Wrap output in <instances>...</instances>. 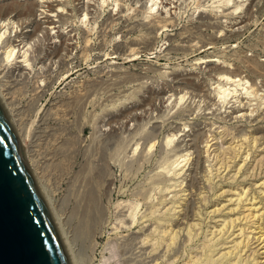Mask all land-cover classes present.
Wrapping results in <instances>:
<instances>
[{
    "label": "rangeland",
    "instance_id": "374dc122",
    "mask_svg": "<svg viewBox=\"0 0 264 264\" xmlns=\"http://www.w3.org/2000/svg\"><path fill=\"white\" fill-rule=\"evenodd\" d=\"M12 1L13 0H0V5L2 6L4 3H11ZM22 1L24 2L25 0ZM125 1L127 6H131L132 9L126 13L124 12L121 19L119 18L120 15H116L119 8L116 7V4L112 0H109L108 4L104 6L101 0H79L75 1L73 5H68L66 10L57 8L58 2H54L53 7H55V9L53 13L47 12L48 15L52 17L43 18L46 15H42L35 18L38 23H42V27H45V29L48 27L47 21H56L55 26L57 30L54 29L51 32L52 41L47 40L45 43L46 46L54 47L56 43L60 45L59 41L62 38H53L57 37V31L63 33V36H66L64 39H67V37L71 35L70 38L72 40L71 42L70 40L68 41V44L71 45V49L72 45L79 44L78 48L72 51V55L69 57L71 59L66 58L63 61L64 64L67 63L65 64L66 66L64 65V69L67 70L68 68L71 70L70 74L72 73L73 76L71 75L69 78L65 79L69 74H64L66 75L65 77L59 78L57 73H60L63 64L61 65V70H59V66L54 64L57 59H53L52 61L50 59L47 62V58H44L39 64L36 62L38 66L35 67L36 70H23L24 75H27L25 78L28 77V79H24L23 82V75L21 79H18L19 82L17 81V83H15L16 86L15 84H13L14 87L11 86V90L18 88L16 89V95L19 97H15L19 99L15 101L18 106L20 104L19 108L20 112L22 111L21 113H23V110L26 111L28 107H36L35 112H39L38 121L33 127L36 128L32 130L33 134L30 141H28V146L30 147V151L38 149L37 151L40 154L42 150L45 149L46 144H48L47 147L49 149L46 147L45 153H43V150L41 156H39V159L43 158V160H46L43 161L41 159V164L44 169L47 168L49 170L48 173L47 169H45L48 176L52 174V177L49 176L50 178H48L45 173V176L50 181L46 179L47 182L44 181V185L48 188L47 190L50 193V197H52V203L53 205L55 204L54 208L58 214L63 213L68 222L70 219H67L69 218L67 214H71V218L73 215L71 222H69V231H72V239L74 245L76 243L75 250L77 249L76 253L78 252L77 255L80 256L79 259L83 263H87V256L91 254L88 247L91 243V241H89L90 237L87 235L85 237V234L80 233V229H77L76 232V228H80L79 224L81 223V218H79V216H82L81 212L84 208L81 206L85 204L83 203L82 196L84 197L87 192L90 191L89 189H92L96 191L94 192L97 194V199L99 200L97 204L99 205L101 203L99 205L101 208L98 207L100 214L104 213L101 218H98L97 214L96 218H98V221L96 220V223L92 226L95 228V232L100 233L101 237L99 239L98 248L95 251V263L93 262L92 264H101V261H104L106 257V261L109 259L106 264H115V261L119 264L121 262L124 263V261L136 263L138 258L141 259L138 260L139 262L146 258L144 263L147 264L149 261V264H152L150 262L152 259L150 260V258L153 256H156L160 264H167L168 256L174 254L173 252L175 251L178 252V258L175 264H264V246L257 240L264 232V119H262L264 118V99H262L264 97V77L252 74L249 68H247L250 64L252 66L253 61L264 66V0H232L230 2H227V0H162L163 3L157 7L160 12L157 13L156 11H158V9L156 8L157 10L155 9L156 11L154 10L152 15L146 14V6L151 5L149 3L150 0ZM158 2L160 4V0ZM87 4L90 6L88 12L92 13L84 18L83 12H81L83 9H81V7L83 6L82 8L85 10L87 8L84 5ZM47 5L48 4L45 6ZM46 10L48 11L49 8H46ZM37 14L39 15L40 12ZM58 14L63 19H60V17L57 16ZM114 14L115 16L113 17ZM133 14L135 16L131 19ZM142 15L145 17L147 16V18L145 19ZM94 16L97 19V25H95L96 30L92 31L90 34V38H92V46H89L91 56L89 59L81 58L79 57L80 55L77 54H81V51H83L84 38L88 36L85 27L91 18V23L93 22ZM165 17H167L166 20H168V22L165 20ZM111 18H117V25L113 28L111 25L112 23H110L111 21H109ZM161 19L165 21L162 22ZM246 20H248V22ZM157 21L162 23H158ZM85 22L86 25L84 24ZM204 23L209 27H206ZM158 24L162 26V28L158 26ZM171 24H173V26ZM163 25H166V27H163ZM28 26L29 27L26 28L25 31H28V34L33 33L36 26L35 22L31 21ZM58 27H60L59 30ZM82 27L85 30L82 29ZM153 27L155 28L153 29ZM157 27L160 29H157ZM76 28L78 31H72V29ZM126 33L127 35H125ZM39 36L42 37L43 33H40ZM143 39H146L148 42ZM190 39L192 41H189ZM135 40L137 44L139 43L138 45L135 43ZM131 41L132 43L134 42L133 44L135 45H132ZM47 42L50 44H47ZM128 43H131V45ZM147 43H149V47H146L148 46ZM129 45L133 48L129 47ZM201 45L203 47H201ZM196 46L197 49L199 48L198 50L195 48ZM35 48L37 47H34V49ZM116 48L117 50H115ZM129 48L130 50H134L135 48V50L137 49L138 51L131 52ZM139 48L142 50H139ZM125 49L129 51H125ZM114 51L121 54L118 55L116 59H113L112 53H115ZM126 52L128 54L131 52L129 55L135 53V57L127 58L126 56L128 54ZM105 53H111V56L109 55L107 58ZM243 58H246V60L251 63L249 62L250 64L248 63L247 65V63H245L246 60ZM224 61L228 63H224ZM45 63L47 65H45ZM40 64L46 66L42 71L44 73H41ZM234 64L236 68L238 67L237 70H239L241 74H239L241 77L238 78L244 77L246 81H249L246 86L255 84L256 87L262 90H259L258 95L260 96H257L258 98L255 99L253 96L252 98L254 99L251 98V100H253V104L251 103L253 106H251L252 109L257 108L258 104H261L259 112H255L252 117H248L247 119L235 118L236 115L233 113V110L236 106L235 101H237V98L234 100V97H229L226 100H220L219 96L220 88L224 86L227 81L225 78L222 79V77L219 76L220 73L218 69L223 67V69L226 68L229 71H233L236 69ZM73 68L75 70H73ZM30 71L31 73L29 74ZM231 71L228 75H230ZM38 72L41 75H39ZM50 73L51 78L47 81L49 82L48 86L39 89V91H37L38 94L37 92L35 93V91L38 90V85L37 83L35 84V81L37 82V77L50 76ZM250 77L253 80L250 79ZM188 81L194 82L199 86V89L201 88L199 93L192 88V86H188ZM25 86L26 88H24ZM183 86H186V88ZM229 86L230 85H227V88ZM235 88L239 90L237 93L239 98L245 97L243 94V96L241 95V93L244 92L242 91V87L231 86V89ZM182 89L183 91H181ZM184 89L189 91H187L188 94ZM190 89L195 90L193 91L194 93L190 91ZM14 90L12 92H14ZM31 90L32 93L29 92ZM23 92H25V94H23ZM164 92L165 95L163 94ZM18 93H21L20 95L22 96ZM33 93H35L34 95H36V97L33 96ZM84 94L85 96H83ZM183 94H185V98L180 102L179 98ZM199 94L200 96H198ZM162 95L164 97H162ZM37 96L39 97L37 98ZM75 99L77 101H75ZM72 101L75 104H72ZM68 102L72 105L70 106L71 108L62 107V104L65 105V103V106H67ZM81 102H85V106L83 104L80 106L79 104H81ZM30 104H34L35 106H30ZM3 105L6 107L5 110L7 109L6 112L10 120H14L9 106ZM55 115L59 116L56 118ZM259 115L260 117L258 118ZM42 118H45V121L42 120ZM33 119L35 120V117H33ZM15 120H17V117ZM39 121L41 122L39 123ZM17 124L15 122L16 126H14L15 129L17 128L16 132L18 134ZM155 128L157 131H155ZM242 130L244 132H242ZM168 136H172V142L167 144ZM213 136L217 137V139H214L215 137ZM253 137L259 138L257 144L258 148L250 149L248 154L251 155L247 157L246 152L250 147L248 148L246 146L250 138L252 139ZM244 138L249 140L246 139V143L241 146L242 149L241 147L240 149L239 147L236 148L238 149L237 153L227 148L231 146V144L233 146L242 144L241 142H244ZM152 139L156 142L154 150L151 149L154 152L151 150V152H149V145ZM46 141H49L51 144ZM39 143H41V145ZM33 146L37 148L35 147V149ZM214 150L220 151L221 154L223 152L230 153H227V155L225 154L226 156L223 155L224 158L222 157L225 162L227 161V166L225 164L221 165L222 162H219V160L222 158H217L218 153ZM53 151L55 152L54 155ZM239 151L240 154L238 153ZM48 153L51 157L47 158V155L49 156ZM31 155H33V153ZM52 155L54 157H52ZM185 155H189L187 160H185ZM63 156L66 157L64 158ZM52 159L54 160L52 161ZM197 159H199L198 164H196ZM57 165L64 170L60 169ZM220 165L222 169H220L219 172L217 168H219ZM102 168L104 170H102ZM106 170L109 171L106 172ZM164 170L166 172H164ZM52 171L55 172L51 173ZM56 171L61 176H58ZM103 171L106 173L104 174ZM168 171L170 173L166 175ZM90 174L95 181L90 179ZM78 175H80V177ZM164 175L167 176V179H163ZM216 175L218 176L216 177ZM88 176L91 181L93 180L92 182L95 186L87 179ZM54 178H56V180H54ZM96 178H98V180ZM109 179L112 181L110 187L109 182L111 181ZM159 179L162 181L160 182ZM87 183L90 186L87 185ZM50 184L57 187H52ZM91 185L94 187H91ZM83 190L86 193H84ZM138 192H143L140 194V197L137 196L139 195ZM147 192L150 195H148ZM79 194L81 195L80 199ZM107 195L108 198H106ZM144 197L145 199L149 197V201L148 199H143ZM100 198H102V202ZM61 204L62 207L60 206ZM133 205H139L136 216L137 223L132 229H127L122 226L123 229L116 231L113 226L119 221L118 219L116 220V218L119 216V218H123L125 221L131 220L129 214L132 211V207H134ZM57 206L61 208L59 207L58 210ZM102 208H104V210ZM71 210L74 211L76 214L75 216L74 213L72 214ZM102 210L103 212L101 213ZM118 210L122 213L119 214L118 212L120 211ZM154 211L156 215L153 213ZM123 213H125V215H121ZM152 213L154 214L153 216H151ZM102 217L104 218L102 219ZM146 218H150L151 220L157 218L164 219L165 221L161 222L164 228H158V231H168L165 238L159 237V250L155 255L151 254L152 256L149 255L152 250V243L142 246L141 244H135L138 240L135 242L131 241L132 237H135V235L139 236L140 240L145 239L148 233L157 228V223L147 222L144 224L145 228L141 230L143 225L140 224L146 221ZM119 225L121 226V224ZM259 226L261 228H259ZM112 227H114V229L111 230ZM73 232L76 234L74 235ZM78 233L81 236L75 240ZM175 233L179 234L176 242L173 243V241L169 239L174 236ZM83 236L85 238H82ZM122 236L123 238L125 237L124 239L126 241L130 240V242L126 244ZM159 236H164V234ZM115 239L117 241H115ZM111 241H115V244ZM116 242L119 245L120 243L122 245L124 243L123 247L120 245L121 248H119L120 246L117 244V248L120 250L123 248L125 249V251H121L122 254L124 253L123 256L120 254L121 252H118L119 250L115 249ZM108 243H110L111 247L107 246L109 245ZM131 244V247L136 249H131L129 246ZM103 246L106 247L103 248ZM139 247L143 249L142 251L144 252L146 250L145 254L142 251L140 252L141 249ZM111 249L114 253L109 252ZM126 249L130 251L128 252ZM78 250H80V253ZM115 251L118 253L116 254ZM86 252L88 253L86 254ZM81 253L83 255H80ZM111 253L116 255L119 254V257L111 255ZM128 254L132 256L129 257ZM109 255L110 257L108 258ZM138 255L140 257H138ZM103 256L105 257L103 258ZM112 256H114L113 258L115 259L111 258ZM193 260L198 261L192 263ZM141 263L142 262H140V264Z\"/></svg>",
    "mask_w": 264,
    "mask_h": 264
},
{
    "label": "bare ground",
    "instance_id": "6f19581e",
    "mask_svg": "<svg viewBox=\"0 0 264 264\" xmlns=\"http://www.w3.org/2000/svg\"><path fill=\"white\" fill-rule=\"evenodd\" d=\"M75 1H79V0H69V1H67V0H25L24 2L21 0V1H17V0H13L11 3H4V4H2V6L0 7V98H1V101H2V103L3 104H5V105H7V106H9V109L11 110V113H12V116H14V120L12 119V120H10L11 121V123H12V125H13V128H14V130H15V132H16V129H15V122H16V124H17V122H18V124H17V127H18V134H17V132H16V134H17V137H18V139L19 138H21V139H19V141H20V144H21V146H22V148H23V150H24V153H25V155H26V157H27V159H28V162H29V164H30V166H31V168H32V170H33V173H34V175H35V177H36V179H37V181H38V183H39V186H40V188H41V190H42V192H43V194H44V197H45V199H46V201H47V203H48V205H49V208H50V210H51V212H52V214H53V216H54V218H55V221H56V223H57V225H58V227H59V229H60V232H61V234H62V236H63V238H64V241H65V244H66V246H67V249H68V252H69V254H70V257H71V260H72V263L73 264H92L93 262L95 263V251L97 250V248H98V245H99V239L101 238L100 237V233H97V232H95L96 230H95V228L94 227H92V226H94V224L96 223V220L98 219V218H101V216H102V214H104V213H102L103 212V210H104V208H102L103 210L101 211V213L102 214H100V210L98 209V207H100L99 205L101 204H97V202L99 201L98 199H97V194L92 190V189H89L90 191H88L87 192V194L83 197L82 196V199H83V203H85V204H83L84 206H81L82 208H83V211H82V209H81V215L82 216H79V218H81L80 219V221H81V223L79 224L80 225V228H78L77 227V225H76V232H77V229H80V233H83V234H85V237H86V235L88 236V237H90L89 239V241H91V243H90V246H88L89 247V251H90V255L89 256H87L88 257V261H87V263H83L80 259H79V257L80 256H78L77 254H78V252L76 253V251H77V249L75 250V246H76V243H75V245H74V243H73V239H72V231H69V226H70V224H69V222H71V219L73 218V215H72V218H71V214H67V216L69 217V218H67V219H70V221L68 222V220H66V216L64 217V214L63 213H59L58 214V212L55 210V208H54V206H55V204L53 205V201H52V197H50V193H49V191L47 190L48 188H46V186L44 185V181L45 182H47V180H48V178H50L49 176H51V175H49L48 176V174L46 173V170L45 169H47V168H45L44 169V167L42 166V164H41V159L43 160V158H40L39 159V156H41V153L43 152V150H44V152L43 153H45V150L48 148L47 147V145L48 144H46V147H45V144H44V147H45V149H43L42 150V152L39 154L38 153V149H36L38 146V144L34 147L33 146V148H35L36 150H32V151H30V147L28 146L29 144H28V141H30V139L32 138V134H33V131L32 130H34L35 128H33L34 127V124H36V122L38 121L37 120V118L39 117L38 116V114H39V112H35L36 110H35V108L33 107H31V108H29L28 106V109L26 110V111H24L23 110V113H21L20 112V108H19V106H20V104H19V106H18V104H17V102L15 101L16 99H19L18 97V95H16L17 94V90L16 89H18V88H14V89H12L11 90V86L12 87H14L13 86V84H15V83H17V81L19 82V80L18 79H21V77L24 75V72H23V70H28L29 71V69H31V71H34V70H36L35 69V67L37 66L36 65V62L39 64L40 62H42L41 60H43L44 58H47L46 60H47V62L51 59V61L53 60V59H57V60H55V62H54V64H56L57 66H59L58 68H59V70H61V65H62V70L60 71V73H57L58 74V76H59V78H61V77H65L66 75H64V74H69L68 76H66L65 77V79L66 78H69V76H73V74L71 73L70 74V71L71 70H69L68 68H67V70H65L64 69V65L65 64H67V63H65L64 64V59H66V58H69V57H71L70 55H72V51L74 50V49H77L78 48V45L79 44H77V45H72V49H71V45H69L68 43V41L70 40V42H71V35L69 36V37H67V39H64V38H66V36H63V33H61V32H59V31H57V37H53V38H62V39H64V40H60L59 42H60V45H58L56 42H54V43H56L55 44V46L54 47H51V46H46L45 45V43H46V41L47 40H51L52 41V37H51V32L54 30V29H56L57 27L55 26V22L56 21H54V20H52V21H47V24H48V27H47V29H45V27L43 28L42 27V23H38L37 21H36V18L35 17H37V16H42V15H46L45 17H43V18H50V17H52V16H49L48 15V13L47 12H52L53 13V10L55 9V7H53V3L54 2H58V4H57V8H61V9H63V10H66V7L68 6V5H73V3L75 2ZM89 1H92V0H89ZM112 1H114V3L116 4V7H118L119 8V10H118V13L116 14V15H120V19L123 17V13L125 12H128L129 10H131L132 9V7L131 6H127V3H126V1L125 0H112ZM159 0H150L149 1V3L151 4L150 6H146V14L147 15H152L153 13L152 12H154V10L157 8V7H159V5H161L163 2H162V0H160V4H159V2H158ZM199 1V0H198ZM197 1V2H198ZM230 1H232V0H227V2H230ZM108 2H109V0H101V3H102V5L104 6L105 4H108ZM87 3V2H86ZM98 3V2H97ZM46 4H48L47 6H45ZM223 4V3H222ZM100 5V4H99ZM87 9H85L84 10V8H82L81 7V9H83L81 12H83L82 14H83V16H84V18H86L89 14H91V13H89L88 11H89V8H90V6L87 4V5H84ZM102 6V7H103ZM93 7V6H92ZM101 7V6H100ZM109 7V6H108ZM127 7V8H126ZM166 7H168V6H166ZM46 8H49V10L47 11L46 10ZM164 8V7H163ZM220 8V7H219ZM41 9H43V10H41ZM102 9V8H101ZM158 9V11H156ZM155 11L157 12V13H159L160 12V10H159V8H157ZM71 10V9H70ZM225 10V9H224ZM80 11V10H79ZM136 11V10H135ZM225 11H227V10H225ZM38 12H40V14L38 15L37 13ZM57 12V11H56ZM98 12V11H97ZM141 12V11H140ZM58 13V12H57ZM101 13V12H100ZM139 13V12H138ZM137 13V14H138ZM145 13V12H144ZM143 13V14H144ZM163 14H165L164 12H162ZM167 13V12H166ZM176 13V12H175ZM220 13V12H219ZM227 13V12H226ZM112 14V13H111ZM58 17H60V15L58 14L57 15ZM96 16V15H95ZM95 16H94V18H93V22L91 23V20H92V18L89 20V22L87 23V26L85 27L86 28V34L88 33V36H86L85 38H84V48H83V51H81V54H77V55H80L79 57H81V58H85V59H89L90 58V56H91V54H90V49H89V46H92V38H90V34L92 33V31H94V30H96V27H95V25H97L96 23H97V19L95 18ZM99 16H100V14H99ZM110 16V15H109ZM115 16V14L113 15V17ZM133 16H135L134 14L131 16V19H132V17ZM138 16V15H137ZM142 16H144V15H142ZM204 16V15H203ZM208 16V15H207ZM228 16V15H227ZM253 16V15H252ZM98 17V16H97ZM112 17V16H111ZM112 17V18H113ZM145 17V16H144ZM150 17V16H149ZM151 17H153V16H151ZM209 17V16H208ZM229 17V16H228ZM111 18V19H112ZM127 18V17H126ZM147 18V16L145 17V19ZM154 18V17H153ZM166 18L167 17H165V20H166ZM173 18V17H172ZM224 18V17H223ZM34 19V20H33ZM60 19H63V18H61L60 17ZM109 20V21H111L110 23H112L111 25H112V28L114 27V26H116L117 25V23H116V20H117V18L116 19H112V20ZM119 19V20H120ZM128 19V18H127ZM144 19V20H145ZM155 19V18H154ZM201 19V18H200ZM206 19V18H205ZM227 19V18H226ZM125 20V19H124ZM158 20V19H157ZM163 19H161V21H162ZM164 20V21H165ZM173 20V19H172ZM35 22V29H34V32L33 33H30V34H28V31H25V29L26 28H28L29 26H28V24L30 23V22ZM61 21V20H60ZM64 21V20H63ZM65 21H67V20H65ZM69 21V20H68ZM108 21V20H107ZM109 21H108V23H109ZM164 21H162V22H164ZM167 22H168V20H166ZM247 22H248V20H246ZM58 22V21H57ZM62 22V21H61ZM70 22V21H69ZM75 22V21H74ZM151 22V21H150ZM158 22V21H157ZM160 22V21H159ZM158 22V23H159ZM162 22H160V23H162ZM173 22V21H172ZM71 23H73V22H71ZM170 23H171V20H170ZM64 24V23H63ZM66 24H67V22H66ZM74 24V23H73ZM78 24V23H77ZM85 25H86V22L84 23ZM89 24H91V25H89ZM104 24V23H103ZM106 24V23H105ZM122 24V23H121ZM137 24V23H136ZM155 24H156V22H155ZM166 24V23H165ZM250 24V23H249ZM76 25V24H75ZM94 25V26H93ZM157 25V24H156ZM169 25V24H168ZM172 26H173V24H171ZM204 25H205V23H204ZM204 25H202V26H204ZM244 25H245V23H244ZM90 26V27H89ZM103 26V25H102ZM128 26V25H127ZM158 26H160L159 24H158ZM206 26V25H205ZM208 26V25H207ZM206 26V27H207ZM212 26V25H211ZM248 26V25H247ZM62 27V26H61ZM84 27V26H83ZM82 27V29H84ZM108 27V26H107ZM106 27V28H107ZM131 27V26H130ZM140 27V26H139ZM144 27V26H143ZM161 28H162V26H160ZM163 27H166V25H163ZM168 27V26H167ZM209 27V26H208ZM213 27V26H212ZM245 27V26H244ZM59 28L60 27H58V30H59ZM80 28V27H79ZM88 28V29H87ZM100 28V27H99ZM103 28H105V27H103ZM132 28V27H131ZM155 27H153V29H154ZM170 28V27H169ZM221 28V27H220ZM247 28V27H246ZM157 29H160V28H158L157 27ZM28 30V29H27ZM33 30V29H32ZM57 30V29H56ZM75 30H77V28L76 29H72V31H75ZM85 30V29H84ZM130 30V29H129ZM78 31V30H77ZM83 31V30H82ZM188 31V30H187ZM104 32H105V30H104ZM152 32H153V30H152ZM40 33H43V36L42 37H40L39 36V34ZM70 33H72V32H70ZM127 33H129V32H127ZM127 33L125 34V35H127ZM192 33V32H191ZM85 34V35H86ZM230 34V33H229ZM83 35V34H82ZM81 35V36H82ZM226 35V34H225ZM230 35H232V34H230ZM191 36V35H190ZM97 37V36H96ZM106 37V36H105ZM104 37V38H105ZM135 37V36H134ZM72 38H74V37H72ZM157 38V37H156ZM197 38V37H196ZM216 38H218V37H216ZM82 39V38H81ZM139 39V38H138ZM213 39V38H212ZM75 40V39H74ZM80 40V39H79ZM143 40H146V39H143ZM51 41H50V43H51ZM134 41V40H133ZM139 41H142V40H139ZM147 41V40H146ZM189 41H192L191 39L189 40ZM189 41H188V43H189ZM194 41V40H193ZM103 42V41H102ZM105 42V41H104ZM143 42V41H142ZM148 42V41H147ZM185 42V41H184ZM211 42V41H210ZM213 42H215V41H213ZM49 42H47V44H50ZM54 43H52V44H54ZM73 43V42H72ZM79 43V42H78ZM131 43H132V41H131ZM131 43H128V44H130L131 45ZM134 43V42H133ZM132 43V45H135V44H133ZM135 43H136V40H135ZM208 43V42H207ZM71 44V43H70ZM104 44V43H103ZM137 44V43H136ZM139 44V43H138ZM137 44V45H138ZM140 44H142V43H140ZM144 44H145V42H144ZM148 44V46H146V47H149V43H147ZM150 44H152V43H150ZM214 44V43H213ZM227 44V43H226ZM37 45V46H36ZM129 45V47H131ZM203 45V44H202ZM201 45V47H203ZM211 45V44H210ZM100 46H102V45H100ZM99 46V47H100ZM191 46V45H190ZM195 46V45H194ZM34 47H37V48H35L34 49ZM48 47V48H47ZM103 47V46H102ZM105 47V46H104ZM118 47V46H117ZM120 47V46H119ZM124 47V46H123ZM134 47H136V46H134ZM179 47V46H178ZM188 47V46H187ZM90 48H92V47H90ZM114 48H115V46H114ZM131 48H133V47H131ZM172 48V47H171ZM192 48V47H191ZM196 49H197V46L195 47ZM101 49V48H100ZM122 49H124V48H122ZM194 49V48H193ZM192 49V50H193ZM199 49V48H198ZM197 49V50H198ZM97 50H98V48H97ZM115 50H117V48L115 49ZM120 50H121V48H120ZM127 49H125V51H126ZM129 50H130V48H129ZM129 50H127V51H129ZM137 50V49H136ZM135 50V48H134V50H130L131 52L132 51H136ZM139 50H142V49H140L139 48ZM150 50V49H149ZM152 50V49H151ZM93 51V50H92ZM95 51V50H94ZM100 51V50H99ZM103 51V50H102ZM138 51V50H137ZM145 51H147V50H145ZM145 51H143V52H145ZM113 52V51H112ZM115 52V51H114ZM120 52V51H119ZM131 52H129V54L131 53ZM44 53H45V55H44ZM65 53V54H64ZM127 53V52H126ZM128 54V53H127ZM126 54V55H127ZM127 55L126 57L127 58H130V57H132L133 58V56L135 57V53H133L132 55ZM44 55V56H43ZM103 55V54H102ZM109 55L111 56V53L109 54V53H105V56H107V58L109 57ZM112 55H113V59H116L117 58V56L118 55H121L120 53L118 54V53H112ZM104 56V55H103ZM123 56H124V53H123ZM122 56V57H123ZM136 56H138V55H136ZM78 57V56H77ZM102 57V56H101ZM125 57V58H126ZM80 58V59H81ZM207 58V57H206ZM248 58V57H247ZM69 59H71V58H69ZM98 59V58H97ZM243 59H245L246 60V58H243ZM253 59V58H252ZM84 60V59H83ZM128 60V59H127ZM134 60V59H133ZM240 60H242V59H240ZM66 61V60H65ZM85 61V60H84ZM253 61V60H252ZM53 62H52V64H53ZM67 62V61H66ZM70 62H71V60H70ZM213 62H215V61H213ZM227 62V61H226ZM225 61H224V63H226ZM250 61H247L246 60V62L245 63H247V65H248V63H249ZM203 63V62H202ZM223 63V64H224ZM228 63V62H227ZM251 63V62H250ZM249 63V64H250ZM41 65V64H40ZM45 65H47L46 63H45ZM222 65V64H221ZM235 65V64H234ZM44 66V65H43ZM42 65H41V73H44V72H42L43 71V68H45L46 66H44L43 67ZM53 66V65H52ZM66 66V65H65ZM69 66V65H68ZM67 66V67H68ZM38 67V66H37ZM220 67V66H219ZM240 67V66H239ZM263 65H260V64H257V63H255L254 61H253V63H252V66H251V64L250 65H248L247 66V68H249V71L252 73V74H257L258 76H263L264 77V73H263ZM48 68V67H47ZM225 68V67H224ZM235 68H236V65H235ZM242 68V67H241ZM246 68V69H247ZM238 69V67L236 68V69H234V70H237ZM73 70H75L74 68H73ZM233 70V71H234ZM31 71L29 72V74L31 73ZM51 71V70H50ZM231 71V70H230ZM228 69H223V67L222 68H219L218 69V72L220 73V75L219 76H221L222 77V79L223 78H225V80L227 81L226 82V84L224 85V86H222L221 88H220V91H219V96H220V100H226V99H228L229 97H234L233 99L235 100L236 98H237V101H235L234 103H235V107H234V110H233V113L236 115V117L235 118H250V117H252L253 115H254V113L255 112H259V110H260V106H261V104L259 105L258 104V107L257 108H251V106H252V101L253 100H251V98H252V96L256 99V98H258L257 96H260V95H258V93H259V90H261L260 88H258V87H256V85L255 84H251L250 86H246V84L247 83H249V81H246V79H244V77L243 78H238V77H241L240 75V71L239 70H237V71H235V72H233V71H231V73H230V75H228V73L230 72ZM36 72V71H35ZM34 73V72H33ZM242 73H243V71H242ZM26 74V73H25ZM36 74H37V72H36ZM38 74H39V72H38ZM56 74V75H57ZM115 74V73H114ZM123 74V73H122ZM125 74V73H124ZM126 74H128V73H126ZM240 74V75H239ZM39 75H41V74H39ZM44 75V74H43ZM136 75V74H135ZM176 75V74H175ZM243 75V74H242ZM25 76H27V75H24V78L22 79V81L25 79L26 80V78L28 79V77H26L25 78ZM48 76V75H47ZM41 77V78H39V77H37V82L35 81V84L37 83V85H38V87H37V89L38 90H36L35 91V93L37 92V91H39V89H41V88H44V87H47L48 86V83L49 82H47V81H49V79L51 78V73H50V76H48V77ZM181 76V75H180ZM247 76V75H246ZM53 77V76H52ZM127 77V76H126ZM129 77V76H128ZM127 77V78H128ZM39 78V79H38ZM120 78V77H119ZM130 78V77H129ZM136 78V77H135ZM48 79V80H47ZM126 79V78H125ZM250 79H252L251 77H250ZM249 79V80H250ZM53 80V79H52ZM129 80V79H128ZM127 80V81H128ZM130 80H133V79H130ZM183 80V79H182ZM253 80V79H252ZM21 81V80H20ZM22 81H21V83H22ZM51 81V80H50ZM104 81V80H103ZM181 81V80H180ZM222 81V80H221ZM24 82V81H23ZM189 82V81H188ZM196 82V81H195ZM27 83V82H26ZM51 83V82H50ZM96 83V82H95ZM224 83V82H223ZM254 83V82H253ZM34 84V85H35ZM99 84V83H98ZM51 85V84H50ZM49 85V86H50ZM227 85H230L228 88H227ZM240 86V87H242V91H244L243 93H241V95L243 94L245 97H240L239 98V95H237V93H238V91L239 90H237L236 88L235 89H231V86ZM15 86H16V84H15ZM24 86V85H23ZM27 86V85H26ZM26 86L24 87V88H26ZM36 86V85H35ZM102 86V85H101ZM188 86H192V88H194L198 93H199V90L201 89H199V86H197L194 82H189L188 83ZM28 87V86H27ZM105 87V86H104ZM184 88H186V86H183ZM262 87V86H261ZM107 88V87H106ZM105 88V89H106ZM19 89H21V88H19ZM34 89H36V88H34ZM74 89V88H73ZM96 89V88H95ZM189 89V88H188ZM14 90V92H12ZM23 90V89H22ZM29 90V89H28ZM103 90V89H102ZM184 90H186V89H184ZM195 90H191L190 89V91H195ZM16 91V92H15ZM20 91V90H19ZM18 91V92H19ZM25 91V90H24ZM43 91V90H42ZM164 91V90H163ZM181 91H183V89L181 90ZM187 91L188 90H186L185 92L187 93ZM241 91V90H240ZM262 91V90H261ZM22 92V91H21ZM29 92H31L32 93V90L31 91H29ZM33 92H34V90H33ZM149 92H150V90H149ZM160 92V91H159ZM189 92V91H188ZM204 92V91H203ZM30 93V94H31ZM35 93H33V96H35L36 97V95H34ZM41 93V92H40ZM194 93V92H193ZM19 95L21 94V93H18ZM23 94H25V92H23ZM37 94H38V92H37ZM150 94V93H149ZM152 94V93H151ZM154 94V93H153ZM157 94V93H156ZM159 94V93H158ZM164 95H165V92L163 93ZM188 94V93H187ZM192 94V93H191ZM26 95H27V93H26ZM25 95V96H26ZM82 95V94H81ZM90 95V94H89ZM155 95V94H154ZM177 95V94H176ZM192 95H194V94H192ZM242 95V96H243ZM15 96H18V97H15ZM20 96H22V95H20ZM40 96V95H39ZM39 96H37V98L39 97ZM83 96H85V94L83 95ZM158 96V95H157ZM156 96V97H157ZM161 96V95H160ZM198 96H200V94L198 95ZM198 96H196V97H198ZM42 97V96H41ZM88 97V96H87ZM151 97V96H150ZM162 97H164L163 95H162ZM194 97V96H193ZM195 97V98H196ZM29 98V97H28ZM30 98H34V97H30ZM36 98V99H37ZM72 98H74V97H72ZM158 98V97H157ZM156 98V99H157ZM184 98H185V94H183V95H181L180 96V98H179V100H180V102L181 101H183L184 100ZM205 98V97H204ZM254 98H252V99H254ZM262 98V97H261ZM23 99V98H22ZM79 99V98H78ZM155 99V98H154ZM159 99V98H158ZM232 99V98H231ZM262 99H264V97L262 98ZM32 100H34V99H32ZM81 100V99H80ZM79 100V101H80ZM85 100V99H84ZM87 100H88V98H87ZM20 101V100H19ZM39 101V100H38ZM75 101H77L76 99H75ZM82 101H83V99H82ZM147 101V100H146ZM148 101H149V99H148ZM227 101H229V100H227ZM21 102V101H20ZM19 102V103H20ZM35 102H37V101H35ZM34 102V104L36 105V103ZM214 102V101H213ZM25 103V102H24ZM33 103V102H32ZM72 104H75L73 101L71 102ZM212 103V102H211ZM252 103V104H251ZM259 103V102H258ZM33 104V105H34ZM77 104V103H76ZM79 104V103H78ZM84 105L85 104V102L84 103H82L81 102V104H79L80 106L81 105ZM94 104V103H93ZM149 104V103H148ZM151 104V103H150ZM177 104V103H176ZM231 104V103H230ZM229 104V105H230ZM33 105H31L30 104V106H33ZM34 105V106H35ZM65 105H66V103H65ZM64 104H62V107L64 106V107H70V106H72L69 102H68V104H67V106H65ZM213 105H215V104H213ZM264 105V104H263ZM85 106V105H84ZM210 106H212V105H210ZM23 107V106H22ZM61 107V106H60ZM253 107V106H252ZM6 108V107H5ZM71 108V107H70ZM73 108V107H72ZM84 108V107H83ZM137 108H140V107H137ZM211 108V107H210ZM251 108V109H250ZM24 109H25V107H24ZM58 109V108H57ZM151 109H152V107H151ZM157 109V108H156ZM156 109H155V111H156ZM7 110V109H6ZM69 110H71V109H69ZM137 110V109H136ZM135 110V111H136ZM140 110V109H139ZM51 111V110H50ZM218 111V110H217ZM9 112V111H8ZM52 113H53V111H52ZM51 113V114H52ZM56 113H57V111H56ZM55 113V114H56ZM133 113V112H132ZM232 113V112H231ZM10 114V113H9ZM239 114V115H238ZM258 115V114H257ZM51 116V115H50ZM57 116H59V115H57ZM57 116L55 115V117L57 118ZM61 116V115H60ZM17 117V120H15V118ZM33 117H35V120L33 119ZM41 117V116H40ZM125 117V116H124ZM128 117V116H127ZM138 117V116H137ZM260 117V115L258 116V118ZM80 118V117H79ZM78 118V119H79ZM126 118V117H125ZM124 118V119H125ZM130 119H132L131 117H129ZM226 118V117H225ZM230 118V117H229ZM10 119V118H9ZM41 119V118H40ZM53 119V118H52ZM233 119H234V117H233ZM256 119H257V117H256ZM262 119H264V118H262ZM42 120H44L45 121V118L43 119L42 118ZM47 120V119H46ZM60 120V119H59ZM129 120V119H128ZM133 120V119H132ZM231 120V119H230ZM240 120V119H239ZM259 120V119H258ZM48 121V120H47ZM139 121V120H138ZM225 121V120H224ZM41 121H39V123H40ZM104 122V121H103ZM132 122V121H131ZM44 123V122H43ZM102 123V122H101ZM108 123V122H107ZM15 125V126H14ZM107 125V124H106ZM215 125V124H214ZM103 126H104V124H103ZM108 126V125H107ZM48 128V127H47ZM157 128V127H156ZM156 128H155V131H157L156 130ZM38 129V128H37ZM158 129V128H157ZM260 129V128H259ZM44 130H46V129H44ZM241 130V129H240ZM154 132V131H153ZM242 132H244L243 130H242ZM43 133V132H42ZM202 133V132H201ZM239 133V132H238ZM35 135V134H34ZM33 135V136H34ZM42 135V134H41ZM150 135V134H149ZM153 135V134H152ZM220 135V134H219ZM50 136V135H49ZM151 136V135H150ZM150 136H148V137H150ZM197 136V135H196ZM195 136V137H196ZM203 136V135H202ZM41 137V136H40ZM148 137H146V138H148ZM155 137V136H154ZM201 137V136H200ZM213 137H215V136H213ZM237 137V136H236ZM33 138H35V137H33ZM47 138V137H46ZM168 138V141H167V144L169 143V142H172V136L170 137V136H168L167 137ZM220 138H222V137H220ZM238 138V137H237ZM52 139H53V137H52ZM151 139V138H150ZM214 139H217V137H215ZM246 139L247 138H244L243 139V141L244 142H241L242 144H236L235 146H233L231 143V146H229V147H227L230 151H234V153H237V150L238 149H236L237 147H239V149H240V147L244 144V143H246ZM21 140H22V142H21ZM49 140V139H48ZM148 140V139H147ZM146 140V141H147ZM196 140H197V138H196ZM247 140H249V139H247ZM258 140H259V138H257V137H253L252 139L250 138V140L248 141L249 143H248V145L246 146V147H250L249 148V150L246 152V156L248 157L249 155H251V154H248L249 152H250V149H253V148H255V149H257L258 148V146H257V144H258ZM199 141V140H198ZM236 141V140H235ZM46 142H48V143H50L49 141H46ZM45 142V143H46ZM195 142V141H194ZM23 143V144H22ZM37 143V142H36ZM111 143V142H110ZM121 143V142H120ZM146 143V142H145ZM155 141L152 139L151 140V142H150V145H149V152H151V151H153L154 150V147H155ZM35 144V143H34ZM40 145H41V143H39ZM51 144V143H50ZM49 144V145H50ZM54 144V143H53ZM139 145V144H138ZM207 145V144H206ZM43 146V145H42ZM52 146V145H51ZM40 147V146H39ZM43 147V148H44ZM54 147V146H53ZM52 147V148H53ZM102 147V146H101ZM137 147V146H136ZM264 147V146H263ZM42 148V147H41ZM57 148V147H56ZM55 148V149H56ZM40 149V148H39ZM49 149V148H48ZM146 149H147V147H146ZM151 149H153V150H151ZM207 149H208V147H207ZM225 149V148H224ZM227 149V150H228ZM241 149H242V147H241ZM247 149V148H246ZM51 150V149H50ZM50 150H49V152H50ZM57 150V149H56ZM151 150V151H150ZM189 150V149H188ZM223 150V149H222ZM60 151V150H59ZM214 151H216V150H214ZM225 151V150H224ZM246 151V150H245ZM52 152V151H51ZM148 152V153H149ZM154 152V151H153ZM188 152V151H187ZM218 154H217V158L219 157V159L220 158H222L223 157V155H227V153H229V152H223L222 154H221V152L219 153L218 152V150L216 151ZM33 153V155H31ZM239 154H240V151L238 152ZM47 154V153H46ZM49 154V153H48ZM52 154V153H51ZM55 154V152L53 151V155ZM151 154V153H150ZM189 154V153H188ZM230 154V153H229ZM228 154V155H229ZM52 155V157H54ZM112 155V154H111ZM225 155V156H226ZM43 156H44V154H43ZM188 156L189 155H185L184 157H185V160H187V158H188ZM212 156V155H211ZM45 157V156H44ZM48 157H51V155L49 154V156L47 155V158ZM55 157H57V156H55ZM64 157V156H63ZM66 157V156H65ZM64 157V158H65ZM198 157V156H197ZM236 157V156H235ZM246 157V158H247ZM59 158V157H58ZM213 158V157H212ZM216 158V159H217ZM224 158V157H223ZM223 158L221 159V160H219V162H222L221 163V165H226L227 164V161L225 162L224 160H223ZM226 158V157H225ZM237 158V157H236ZM243 158V157H242ZM245 158V157H244ZM207 159V158H206ZM214 159H215V157H214ZM45 160V159H44ZM43 160V161H44ZM49 160V159H48ZM54 159H52V161H53ZM227 160H228V158H227ZM46 161V160H45ZM60 161V160H59ZM193 161V160H192ZM208 161V160H207ZM231 161V160H230ZM229 161V162H230ZM261 161V160H260ZM60 162H62V161H60ZM189 162V161H188ZM43 163V162H42ZM47 163V162H46ZM63 163V162H62ZM62 163H61V167H62ZM195 163V162H194ZM199 163V159H197V161H196V164H198ZM47 164H49V163H47ZM52 164V163H51ZM195 164V165H196ZM220 164V163H219ZM54 165V164H53ZM53 165H51V166H53ZM221 165L219 166V168H217V169H219V170H217V171H219L220 172V169H222L221 168ZM48 166H50V165H48ZM57 166H59V165H57ZM63 166H64V164H63ZM109 166V165H108ZM107 166V167H108ZM185 166V165H184ZM218 166V165H217ZM216 166V167H217ZM227 166V165H226ZM55 167H56V165H55ZM60 167V166H59ZM60 167V169H63V168H61ZM48 168H50V167H48ZM57 168V167H56ZM104 168V167H103ZM102 168V170H104ZM184 168V167H183ZM198 168V167H197ZM213 168V167H212ZM230 168V167H229ZM228 168V169H229ZM54 169V168H53ZM59 169V168H58ZM101 169V168H100ZM107 169V168H106ZM109 169V168H108ZM195 169V168H194ZM45 170V171H44ZM64 170V169H63ZM99 170V169H98ZM165 170H167V169H165ZM164 170V172H166ZM88 171V170H87ZM107 171H109V170H106V172ZM189 171V170H188ZM216 171V170H215ZM47 172L49 173V170L47 169ZM55 171H52L51 173H54ZM57 172V171H56ZM85 172H86V170H85ZM85 172H84V174H85ZM96 172V171H95ZM105 172V173H106ZM218 172V173H219ZM45 173L47 174L46 176H48V178L45 176ZM58 173V172H57ZM56 173V174H57ZM62 173H63V171H62ZM61 173V174H62ZM64 173H65V171H64ZM98 173V172H97ZM103 173H104V171H103ZM104 173V174H105ZM170 172L168 171L167 173H166V175H168ZM88 174V173H87ZM99 174H101V173H99ZM159 174H160V172H159ZM165 174V173H164ZM210 174V173H209ZM63 175V174H62ZM102 175V174H101ZM166 175H164L163 176V179H167V176ZM58 176H61V175H59V173H58ZM79 177H80V175H78ZM90 176H91V174H90ZM105 176V175H104ZM109 176V175H108ZM218 175H216V177H217ZM220 176H221V174H220ZM52 177V176H51ZM64 177V176H63ZM63 177H62V179H63ZM82 177V176H81ZM97 177V176H96ZM106 177V176H105ZM211 177V176H210ZM56 178H57V176H56ZM56 178H54V180H56ZM59 178V177H58ZM84 178V177H83ZM90 177L88 176V178L87 179H89ZM99 178V177H98ZM98 178H96L97 180H98ZM102 178H103V176H102ZM47 179V180H46ZM53 179V178H52ZM60 179V178H59ZM81 179V178H80ZM86 179V180H87ZM90 179H93V177L91 176V178ZM89 179V180H90ZM161 179V178H160ZM159 179V181L161 182L162 180H160ZM194 179V178H193ZM211 179V178H210ZM58 180V179H57ZM65 180V179H64ZM79 180V179H78ZM82 180V179H81ZM94 180V179H93ZM92 180V181H93ZM99 180L101 181V179L99 178ZM108 180V179H107ZM110 181H111V179H109ZM158 180V179H157ZM48 181H50V180H48ZM52 181V180H51ZM91 181V180H90ZM91 181V182H92ZM95 181V180H94ZM156 181V180H155ZM155 181H153V182H155ZM52 182H54V181H52ZM51 182V183H52ZM56 182V181H55ZM79 182V181H78ZM83 182V181H82ZM88 182V181H87ZM96 182H98V181H96ZM57 183V182H56ZM61 183V182H60ZM90 183V182H89ZM93 183V182H92ZM106 183H108V182H106ZM110 183H112V181L111 182H109V187H110ZM48 184V183H47ZM58 184H59V181H58ZM86 184V183H85ZM91 184V183H90ZM94 184V183H93ZM101 184V183H100ZM195 184V183H194ZM56 185V184H55ZM87 185H89L88 183H87ZM103 185V184H102ZM153 185V184H152ZM156 185V184H155ZM50 186H52L51 184H50ZM81 186V185H80ZM90 186V185H89ZM89 186H87V187H89ZM94 186H95V184H94ZM94 186H92L91 185V187H94ZM47 187H49V186H47ZM52 187H57V186H52ZM51 187V188H52ZM105 187H107V186H105ZM113 187V186H112ZM56 189V188H55ZM95 189H96V187H95ZM106 190H107V188H106ZM146 190V189H145ZM156 190V189H155ZM56 191H58V190H56ZM105 191V190H104ZM103 191V192H104ZM108 191H109V189H108ZM108 191H107V194H108ZM110 191H111V188H110ZM54 192V191H53ZM53 192H52V194H53ZM83 192L84 193H86L84 190H83ZM82 192V193H83ZM111 193H112V191H111ZM110 193V194H111ZM121 193V192H120ZM139 193V195H137V196H139L140 197V194H142V193H140V192H138ZM138 193H136V194H138ZM226 193V192H225ZM55 194V193H54ZM101 194H103V193H101ZM147 194H148V192H147ZM100 195V194H99ZM105 195V194H104ZM121 195V194H120ZM148 195H150V194H148ZM147 195V196H148ZM192 195V194H191ZM222 195V194H221ZM52 196V195H51ZM110 196V195H109ZM144 196H146V195H144ZM80 197H81V195L79 194V199H80ZM111 197V196H110ZM138 197V198H139ZM154 197V196H153ZM106 198H108V195H107V197ZM135 198V197H134ZM137 198V197H136ZM141 198H142V196H141ZM168 198V197H167ZM213 198V197H212ZM79 199H77L78 201H79ZM101 200V202H102V198H100ZM143 199H145V197L143 198ZM142 199V200H143ZM147 199H148V201H149V197H147ZM147 199H145V200H147ZM76 200V201H77ZM107 200V199H106ZM137 200V199H136ZM151 200V199H150ZM132 201H134V200H132ZM138 201V200H137ZM57 202V201H56ZM55 202V203H56ZM60 202V201H59ZM79 202H81V201H79ZM152 202H153V200H152ZM78 203V202H77ZM132 203H134V202H132ZM140 203H141V201H140ZM150 203V202H149ZM79 204V203H78ZM116 204V203H115ZM119 204H121V203H119ZM123 204V203H122ZM136 204V203H135ZM145 204V203H144ZM148 204V203H147ZM189 204V203H188ZM59 205V204H58ZM81 205V204H80ZM61 207H62V204L60 205ZM59 206V207H60ZM75 206V205H74ZM102 206V205H101ZM134 206V205H133ZM154 206V205H153ZM152 206V207H153ZM59 207L57 206V208H58V210H59ZM60 207V208H61ZM103 207V206H102ZM105 207V206H104ZM120 207V206H119ZM132 207V206H131ZM151 207V208H152ZM75 208H77V207H75ZM101 208V207H100ZM115 208V207H114ZM138 208H139V205H136V206H134V207H132V211L130 212V214H129V217L131 218V220H128V221H125V219H123V218H119V216H118V218H116V220L118 219L119 221H118V223L119 224H121V226L118 224V223H116V221H115V219H114V221H115V223H116V225L114 224L113 226L115 227V230L117 231V230H119V229H123V227L122 226H124L125 228H127V229H132L133 227H134V225L137 223V221H136V216H137V211H138ZM156 208V207H155ZM72 209V208H71ZM79 209V208H78ZM116 209V208H115ZM125 209V208H124ZM154 209V208H153ZM107 210V209H106ZM152 210V209H151ZM62 211V210H61ZM64 211V210H63ZM66 211V210H65ZM70 211V210H69ZM72 211V210H71ZM118 211H120V210H118ZM124 211V210H123ZM68 212V211H67ZM106 212V211H105ZM116 212V211H115ZM146 212V211H145ZM152 212V211H151ZM74 213V211H72V214ZM119 214L120 213H122L121 211L120 212H118ZM153 213H155V211L153 212ZM151 214V216H153L154 214ZM97 214H98V218H96L97 217ZM107 214V213H106ZM215 214V213H214ZM76 214L74 213V216H75ZM116 215V214H115ZM121 215H125V213H123V214H121ZM155 215H156V213H155ZM104 216V215H103ZM149 216V215H148ZM77 217V216H76ZM105 217V216H104ZM104 217H102V219L104 218ZM114 218H115V216H114ZM143 218H145V217H143ZM151 218V217H150ZM150 218H146L147 220L146 221H144L142 224H140V225H143L142 226V228H141V230H143L144 228H145V226H144V224L145 223H147V222H155V223H157L158 224V226H157V228L156 229H154V230H152V232H150V233H148L147 234V237L145 238V239H142V240H140V238H139V236H136L135 235V237L133 236H131L132 237V239H131V241L132 242H135V241H137V243H135V244H141L142 246H145L146 244H149V243H152V250H151V252L149 253V255L150 256H152V255H155L156 254V252L159 250V247H160V242H159V240H160V238H165V235H167L168 234V231H166V230H162L161 232L160 231H158L159 229L158 228H164V225H163V223H161V222H164L165 220L164 219H160V218H157V219H150ZM165 218V217H164ZM107 219V218H106ZM98 221V220H97ZM105 222H106V220H105ZM127 222H128V224H127ZM101 223H102V221H101ZM103 224H104V222H103ZM118 224V225H117ZM139 225V226H140ZM151 226V225H150ZM99 227H100V225H99ZM114 227H112L111 228V230L112 229H114ZM148 227V226H147ZM172 227V226H171ZM170 227V228H171ZM73 228V227H72ZM74 228H75V225H74ZM92 228H93V230H92ZM169 228V229H170ZM259 228H261L260 226H259ZM99 229H101V228H99ZM166 229V228H165ZM168 229V228H167ZM148 230V229H147ZM262 230V229H261ZM79 231V230H78ZM99 232H100V230H99ZM259 232H260V230H259ZM258 232V233H259ZM262 232V231H261ZM129 233H131V232H129ZM172 233V232H171ZM73 234H74V232H73ZM76 234V233H75ZM74 234V235H75ZM132 234H133V232H132ZM136 234V233H135ZM161 234H164V236H159V235H161ZM178 234L179 233H175V235L174 236H172L173 235V233H172V237L169 239V240H171V241H173V243H175L176 242V240H177V238H178ZM138 235V234H137ZM79 236H81V235H79V233H78V236L77 237H75V240L79 237ZM117 236V235H116ZM141 236V235H140ZM196 236V235H195ZM260 236V235H259ZM84 236L82 237V238H85ZM118 237V236H117ZM116 237V238H117ZM121 237V236H120ZM160 237V238H159ZM122 238H123V236H122ZM125 238V237H124ZM123 238V239H124ZM167 238V237H166ZM119 239H121V238H119ZM123 239H121V240H123ZM127 239V238H126ZM129 239V238H128ZM85 240V239H84ZM88 240V239H87ZM111 240V239H110ZM140 240V241H139ZM164 240V239H163ZM167 240V239H166ZM168 240V241H169ZM189 240H190V238H189ZM261 244H263V246H264V232H263V234H261V236L257 239ZM115 241H117L116 239H115ZM115 241H111L112 243H114ZM123 241H125L126 242V244H128L129 242H130V240L128 241H126L125 239L123 240ZM75 242H77V241H75ZM110 242V243H111ZM122 242V241H121ZM110 243H108L109 245H107L108 247L110 246ZM118 243H119V241H118ZM117 242H116V247H115V249H117V250H119L118 252H121V251H125V249L123 248V249H119V248H121V246L123 247L124 246V243H123V245L120 243V245L118 244ZM212 243V242H211ZM115 244V243H114ZM117 244L120 246H118L119 248H117ZM125 244V245H126ZM210 244V243H209ZM87 245H89V244H87ZM111 245H113V244H111ZM83 246V245H82ZM127 246V245H126ZM130 247L132 246V244L131 245H129ZM128 246V247H129ZM136 246V245H135ZM134 246V247H135ZM206 246V245H205ZM106 247V246H105ZM104 246H103V248H105ZM107 247V248H108ZM111 247V246H110ZM165 247V246H164ZM176 247V246H175ZM100 248V247H99ZM133 247H131V249H132ZM140 248V247H139ZM143 248V247H142ZM148 248H149V246H148ZM172 248H173V246H172ZM263 248V247H262ZM109 249V248H108ZM128 249H130V248H128ZM128 249H126L128 252L131 250H128ZM133 249H136V248H133ZM141 249V248H140ZM162 249V248H161ZM207 249V248H206ZM114 250V249H113ZM143 249H141L140 250V252L142 251ZM171 250V249H170ZM235 250V249H234ZM79 251V253H80V250H78ZM86 251V250H85ZM107 251V250H106ZM126 251V252H127ZM135 251V250H134ZM133 251V252H134ZM172 251V250H171ZM109 252H113L112 251V249H111V251H109ZM116 252V254L118 253L117 251H115ZM127 252V253H128ZM132 252V253H133ZM138 252H139V250H138ZM142 252H144V251H142ZM145 252H146V250H145ZM145 252H144V254H145ZM176 252V253H175ZM175 252H173L174 254H172L171 256L169 255L168 256V263L167 264H175V262H176V260H177V251H175ZM207 252H210V251H207ZM88 252H86V254H87ZM114 253V252H113ZM131 253V254H132ZM136 253V252H135ZM108 254V253H107ZM116 254H112L111 253V255H114V256H118L119 257V254L118 255H116ZM122 256H123V254H122V252L120 253ZM137 254V253H136ZM140 254H143V253H140ZM139 254V255H140ZM152 254V255H151ZM80 255H83L82 253L80 254ZM130 254H128V256H129ZM138 255V257H140ZM114 256H112L111 258H113ZM132 256V255H131ZM131 256H129V257H131ZM134 256V255H133ZM143 256V255H142ZM105 256H103V258H104ZM110 257V255L108 256V258ZM121 257V256H120ZM135 257V256H134ZM154 257V256H153ZM153 257H151L150 258V262L152 263V264H160L159 263V260L156 258V256L153 258ZM107 258V257H106ZM106 258H105V260L103 261H101V264H106V262L109 260H107L106 261ZM110 258V259H111ZM117 258V257H116ZM125 258L127 259V257L125 256ZM133 258V257H132ZM137 258V257H136ZM113 259H115V258H113ZM113 259H111V260H113ZM130 259V258H129ZM135 259V258H134ZM140 258H138V260H139ZM199 259V258H198ZM133 260V259H132ZM131 260V261H132ZM137 260V259H136ZM137 260V262L136 263H130V261L128 262V261H124V260H122V261H124V263L123 262H121L120 264H127V263H130V264H138V261ZM141 260V259H140ZM145 260H146V258H145ZM145 260H143L142 259V261H140V262H142L141 264H146V263H144V261ZM180 260V259H179ZM134 261V260H133ZM198 261V260H197ZM196 260H193L192 261V263L194 262H197ZM116 263L115 264H119L117 261H115ZM135 262V261H134ZM140 262H139V264H140ZM220 262V261H219ZM229 263V262H228ZM240 263V262H239ZM147 264H149V261H148V263ZM178 264V263H177ZM187 264H190V263H187ZM217 264V263H216ZM219 264V263H218ZM221 264V263H220ZM238 264V263H237Z\"/></svg>",
    "mask_w": 264,
    "mask_h": 264
},
{
    "label": "water",
    "instance_id": "95a60500",
    "mask_svg": "<svg viewBox=\"0 0 264 264\" xmlns=\"http://www.w3.org/2000/svg\"><path fill=\"white\" fill-rule=\"evenodd\" d=\"M0 264H73L1 98Z\"/></svg>",
    "mask_w": 264,
    "mask_h": 264
}]
</instances>
